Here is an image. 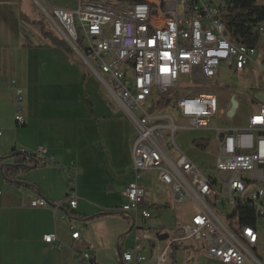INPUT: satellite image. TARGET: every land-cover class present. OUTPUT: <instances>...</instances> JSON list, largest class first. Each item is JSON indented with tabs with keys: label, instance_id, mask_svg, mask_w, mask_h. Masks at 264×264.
I'll return each mask as SVG.
<instances>
[{
	"label": "built area",
	"instance_id": "2783aa9c",
	"mask_svg": "<svg viewBox=\"0 0 264 264\" xmlns=\"http://www.w3.org/2000/svg\"><path fill=\"white\" fill-rule=\"evenodd\" d=\"M35 1L49 15V2ZM75 1V9H53L62 23L59 29L89 68L105 76L110 93L121 102L136 131L133 180L125 188L126 202L118 211L133 226L138 219L152 218L145 201L147 188L139 180L145 173L156 171L157 180L171 190L175 205L183 206L187 199L197 210L179 233L169 237L156 264H170L173 245L188 240L204 241L207 255L223 264H263L252 252L259 239L258 221L264 219V119H256L264 118V104L259 102L262 100L257 95L250 103L245 127L214 129L215 163L204 170L181 151L176 133L184 128L212 129L213 119L220 112L219 99L207 90L176 98L169 96L170 90L180 86L182 78L208 82L218 75L222 65L235 70L255 65L264 72V62L261 64L256 58L257 47L235 44L228 38L219 4L213 0ZM259 31L264 32V23ZM13 90L16 103L21 102L22 89L14 84ZM158 92L162 97L157 100L154 94ZM171 103L189 121L187 127L177 125L164 111ZM238 103L232 116L229 114L232 102L228 103L231 121L241 105ZM15 122L25 123L18 105ZM27 152L40 161L48 160L44 147ZM70 186L65 202L75 208L73 179ZM227 203L233 204V213L239 205L253 208L256 224L241 226L237 215V225L225 222L215 208ZM62 205H52L41 196L30 201L33 208H51L54 212ZM144 229L143 239L159 244L157 234L146 223ZM71 236L81 245L79 231H73ZM42 239L64 247L56 233L44 234ZM140 242L137 237L136 246L122 254L123 261L140 264L147 260ZM72 249L80 262L92 260L89 252L79 251L75 246Z\"/></svg>",
	"mask_w": 264,
	"mask_h": 264
},
{
	"label": "crops",
	"instance_id": "0c3cea01",
	"mask_svg": "<svg viewBox=\"0 0 264 264\" xmlns=\"http://www.w3.org/2000/svg\"><path fill=\"white\" fill-rule=\"evenodd\" d=\"M4 2V7H0V130L3 131L0 158L6 159L0 164L12 163L13 158L8 156L14 150L35 151L41 147L47 149L48 160L20 176L34 184L37 190L16 187L6 180L8 185H3L4 192L0 191V261L10 264H125L126 261H118V250L120 259L127 251H122L121 233L108 234L98 224L118 213L128 219L118 208L126 202L124 191L133 180L135 128L133 126L132 138L129 133L133 124L129 116L128 119L122 117V112H127L110 93L100 71H92L79 54L88 72L78 59L43 36L42 26L37 23L30 26L23 15H17V10L23 14L21 8L13 7L11 1ZM40 36L43 42L35 40ZM14 84L22 89L19 103H16ZM17 105L21 107L24 125L15 122ZM69 175L75 180V208H70L68 202L56 212L51 208L30 206V201L39 196L52 205L66 201L72 189ZM157 175L156 171L145 173L139 180L147 188L145 201L151 212L152 207L166 205L163 202L166 193H170L173 201L171 190L157 180ZM121 177L126 179L122 187L123 201L110 208L108 194L114 191L116 179ZM149 220L138 219L132 227L147 224ZM260 221L258 243L252 252L264 264V251H258L264 235ZM73 231L81 233V245L72 239ZM47 233H56L64 247L44 242L42 238ZM192 241L175 243L179 247L172 248L174 257L170 264L187 261L209 264L205 257L197 255L198 245ZM150 244L153 255L146 254L145 246L142 252L147 260L140 264H156L160 249L168 245V240ZM73 246L89 252L92 260L80 262ZM177 252L181 253L179 260L175 258Z\"/></svg>",
	"mask_w": 264,
	"mask_h": 264
},
{
	"label": "rangeland",
	"instance_id": "374dc122",
	"mask_svg": "<svg viewBox=\"0 0 264 264\" xmlns=\"http://www.w3.org/2000/svg\"><path fill=\"white\" fill-rule=\"evenodd\" d=\"M4 1H11V5L16 8H21L23 14L16 11L17 15H23V18L26 20L30 26L37 23L38 26H42L45 30L43 32H49L59 40L65 42L73 51L71 56H74L77 62L89 72V68H87L80 61L79 53L75 50V48L64 39L63 34L61 33L59 27H62V23L54 12V8H69L75 9L77 8V3L75 0H47L50 4V9H48L49 16L38 4L35 0H0V7H4L6 4ZM216 3H219L220 0H213ZM261 2L264 3V0ZM8 4V2H7ZM10 5V4H8ZM43 36L44 33H43ZM31 39V38H30ZM35 39V38H34ZM41 36L38 39L41 41ZM32 41V40H31ZM36 42V41H35ZM38 42V41H37ZM43 42V41H41ZM257 60L259 63L264 62V32L261 33L260 41L257 45ZM68 54V53H67ZM188 87V88H187ZM203 91L207 90L214 93L220 102L219 115L213 119V128L212 129H191L184 128L179 129L176 133V141L179 145L181 151L186 153L188 157L196 163L200 168L206 170L211 168L215 163V155L217 151V141H216V131L215 128H225V127H245L246 126V115L249 110L250 103L253 100H256L255 97L258 94H264V72L260 70V68L255 65H248L244 70H235L233 68H229L227 66L222 65L218 75L206 82H189V78H182L180 81V86L169 91V96L171 97H179L183 94L191 93L194 91ZM157 97H162L161 94H154ZM235 95L237 100L240 101V107L237 111V114L233 121L229 119L228 116V103L231 102L232 96ZM109 97V96H108ZM111 101L113 98L109 97ZM260 105L264 104V101H259ZM221 110L223 112H221ZM164 111L171 115L177 125L179 126H188L189 121L183 118L178 111H176L173 107V103L164 108ZM122 117L128 119V115L122 112ZM226 119V120H225ZM228 119V120H227ZM130 137L133 138L134 129L133 125L130 126ZM204 142L206 144L205 147L197 145V143ZM3 164H0V191L4 192L3 185H8V182L3 176L1 171V167ZM148 177V176H146ZM75 181V180H74ZM126 183L125 177L117 178L115 182L114 191L108 194L109 197V206L120 205L123 201L122 196V187ZM149 182L147 181V184ZM152 183V182H151ZM150 185V183H149ZM154 186V183H152ZM163 193H166V190L163 187H160ZM166 202V205L159 207H152V218L148 221L147 226L156 234L167 233L171 237L179 232L182 224L186 223L191 216L197 211L193 204L185 200V204L183 206H177L170 199V193L165 194V198L163 202ZM220 217L227 222L228 224L233 223L237 225V217L233 213V204L227 203L226 205H221L220 207L215 208ZM228 215L231 218H228ZM114 218H109L105 220L103 224L100 225L101 228L106 230L108 234L111 232L121 233L122 241L121 248L122 251L132 249V247L136 246V238L139 237L141 242L139 247L144 249L146 246L147 250L145 251L147 255L150 257L153 255V248L150 247V243L154 244L155 242H149L143 239L144 234V225H138L137 227H132V223L128 221V219H124L119 213L113 215ZM97 225V226H98ZM99 227V228H100ZM139 227V228H138ZM260 228L264 233V219L260 221ZM196 245H198L197 255H201L206 258V261L209 264H217V262L207 256L206 253V243L204 241H192ZM158 244V243H157ZM155 249V248H154ZM117 251V248H116ZM258 251H264V235L262 236L261 243L259 245ZM176 259L181 258V253H176ZM120 257L118 255V261L120 262ZM10 264V263H6ZM125 264H132L130 262H126Z\"/></svg>",
	"mask_w": 264,
	"mask_h": 264
},
{
	"label": "trees",
	"instance_id": "16d2710c",
	"mask_svg": "<svg viewBox=\"0 0 264 264\" xmlns=\"http://www.w3.org/2000/svg\"><path fill=\"white\" fill-rule=\"evenodd\" d=\"M262 0H220L219 8L221 17L225 23L226 35L235 44H245L249 47H257L261 32L259 27L264 23V3ZM45 37L50 39L53 45L62 48L66 53L72 54V49L63 41L59 40L49 32H43ZM166 101H164L165 103ZM197 145L205 147L203 142ZM8 158H13V162L3 165V174L6 180L13 186H25L30 189L38 188L20 176L27 170L44 165L45 161H40L35 155L27 151L14 150ZM6 158H0V161ZM65 201L62 202L64 204ZM234 215L238 216L241 226L255 225L257 218L255 210L247 205H239ZM179 246L173 245V250ZM77 248H80L77 246ZM0 264L2 263L0 261Z\"/></svg>",
	"mask_w": 264,
	"mask_h": 264
},
{
	"label": "water",
	"instance_id": "95a60500",
	"mask_svg": "<svg viewBox=\"0 0 264 264\" xmlns=\"http://www.w3.org/2000/svg\"><path fill=\"white\" fill-rule=\"evenodd\" d=\"M258 98L260 100L264 101V94L258 95ZM231 102H232V108H231L229 114L232 116V115H234L236 109L239 106V103H238L237 99L235 98V95L232 96ZM1 171L3 173V166L1 167ZM3 176H4V174H3ZM169 237H170V235L167 234V233H160V232L157 233V238H158L159 243L160 242H163V241H167L169 239ZM154 245H157V243H154ZM118 255L121 258V253H120L119 250H118ZM171 257H174V253L171 254ZM121 262L123 263V260L122 259H121Z\"/></svg>",
	"mask_w": 264,
	"mask_h": 264
},
{
	"label": "snow or ice",
	"instance_id": "6c2138e0",
	"mask_svg": "<svg viewBox=\"0 0 264 264\" xmlns=\"http://www.w3.org/2000/svg\"><path fill=\"white\" fill-rule=\"evenodd\" d=\"M256 119H258V120H259V119H264V118H261V117H257Z\"/></svg>",
	"mask_w": 264,
	"mask_h": 264
},
{
	"label": "clouds",
	"instance_id": "9594fccd",
	"mask_svg": "<svg viewBox=\"0 0 264 264\" xmlns=\"http://www.w3.org/2000/svg\"><path fill=\"white\" fill-rule=\"evenodd\" d=\"M238 101V100H237Z\"/></svg>",
	"mask_w": 264,
	"mask_h": 264
}]
</instances>
